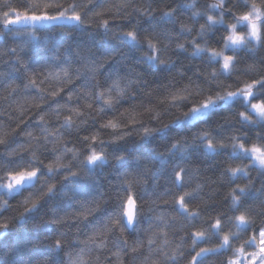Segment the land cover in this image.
<instances>
[{"label":"clouds","instance_id":"9594fccd","mask_svg":"<svg viewBox=\"0 0 264 264\" xmlns=\"http://www.w3.org/2000/svg\"><path fill=\"white\" fill-rule=\"evenodd\" d=\"M262 231L264 0H0V264H264Z\"/></svg>","mask_w":264,"mask_h":264},{"label":"snow or ice","instance_id":"6c2138e0","mask_svg":"<svg viewBox=\"0 0 264 264\" xmlns=\"http://www.w3.org/2000/svg\"><path fill=\"white\" fill-rule=\"evenodd\" d=\"M225 59H226V60H227V59H230V57H225ZM225 66L227 67V65H225ZM240 219L243 220L244 218L241 217ZM260 236H261V239H260V245H261V247H260V252H261V253H264V231H262V232L260 233ZM230 264H238V262L235 261V260H232V261H230ZM253 264H255V261H253Z\"/></svg>","mask_w":264,"mask_h":264}]
</instances>
